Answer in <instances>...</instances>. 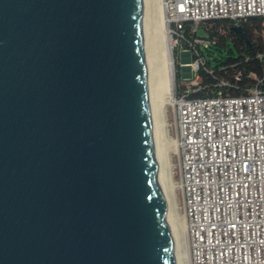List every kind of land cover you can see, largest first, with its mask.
I'll use <instances>...</instances> for the list:
<instances>
[{
    "label": "water",
    "instance_id": "1",
    "mask_svg": "<svg viewBox=\"0 0 264 264\" xmlns=\"http://www.w3.org/2000/svg\"><path fill=\"white\" fill-rule=\"evenodd\" d=\"M0 264H178L151 0H0Z\"/></svg>",
    "mask_w": 264,
    "mask_h": 264
},
{
    "label": "built area",
    "instance_id": "2",
    "mask_svg": "<svg viewBox=\"0 0 264 264\" xmlns=\"http://www.w3.org/2000/svg\"><path fill=\"white\" fill-rule=\"evenodd\" d=\"M161 9L172 48L192 57L184 67L197 79L173 95L165 118L189 264H264V89L191 97L202 59L193 42L182 45L189 25L196 32L203 21L264 17V0H161Z\"/></svg>",
    "mask_w": 264,
    "mask_h": 264
},
{
    "label": "trees",
    "instance_id": "3",
    "mask_svg": "<svg viewBox=\"0 0 264 264\" xmlns=\"http://www.w3.org/2000/svg\"><path fill=\"white\" fill-rule=\"evenodd\" d=\"M237 27L242 28V34L235 30ZM186 35L182 45L189 46L188 40L193 42L202 59L198 85L191 97H213L220 91L241 96L256 86L264 89V17H249L238 23L229 19L203 21L196 32H191L189 25ZM197 37L210 40L209 48L202 50L195 44ZM176 50L180 52V48ZM180 68L177 61L176 94L186 90Z\"/></svg>",
    "mask_w": 264,
    "mask_h": 264
},
{
    "label": "bare ground",
    "instance_id": "4",
    "mask_svg": "<svg viewBox=\"0 0 264 264\" xmlns=\"http://www.w3.org/2000/svg\"><path fill=\"white\" fill-rule=\"evenodd\" d=\"M153 20L157 22L155 27L156 43H157V58H158V102L159 111L161 116V124L163 131L164 150L166 153V169L167 179L169 178L170 199L173 200L172 206L175 208L174 203V187L171 180V165L170 154L174 151V144L167 139L165 118L166 108L174 95V65L172 59V46L167 35L166 24L163 13L161 11V0H151ZM155 24V23H154ZM169 99V100H168ZM175 218V217H174ZM181 235H182V251L186 264H189L188 259V243L185 232L184 220L181 218ZM180 234V233H179ZM181 248V247H180Z\"/></svg>",
    "mask_w": 264,
    "mask_h": 264
},
{
    "label": "rangeland",
    "instance_id": "5",
    "mask_svg": "<svg viewBox=\"0 0 264 264\" xmlns=\"http://www.w3.org/2000/svg\"><path fill=\"white\" fill-rule=\"evenodd\" d=\"M162 11V9H161ZM154 21V25L157 24V22ZM176 47L172 48L171 54H172V59H173V65H174V82H176V62L178 61L179 64L182 66L180 68V72L182 75V84L186 86V88L193 86V84H195L197 82L196 78H192V74L190 72V70L187 67H184V64H186L187 62H189L191 60V56L188 55V53H182L176 50ZM184 50V49H183ZM224 55H226V53H224ZM199 81V80H198ZM176 84L174 83V94L176 93ZM169 100V99H168ZM168 110V107L166 108ZM166 110V113H167ZM163 133V131H162ZM164 142V140H163ZM165 157H166V153H165ZM166 159V158H165ZM168 186H169V178H168ZM169 193H170V187H169ZM171 202H173V200L171 199ZM172 205V203H171ZM175 217V218H174ZM172 218H173V226H174V234H175V240H176V251H177V260H178V264H186L185 259L183 257V251H182V233H181V216L178 215L176 207L174 208L172 206ZM180 233V234H179ZM181 247V248H180Z\"/></svg>",
    "mask_w": 264,
    "mask_h": 264
}]
</instances>
